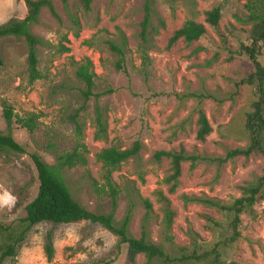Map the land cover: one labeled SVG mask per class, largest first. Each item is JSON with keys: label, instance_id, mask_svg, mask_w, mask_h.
I'll use <instances>...</instances> for the list:
<instances>
[{"label": "rangeland", "instance_id": "1", "mask_svg": "<svg viewBox=\"0 0 264 264\" xmlns=\"http://www.w3.org/2000/svg\"><path fill=\"white\" fill-rule=\"evenodd\" d=\"M61 22L47 9L32 32L46 42L38 47L41 79L31 83L28 69V46L23 39L8 37L0 41V132L7 130L4 105L20 116L36 114L38 126L33 134L14 128L15 139L29 153L40 155L48 164L56 163L57 155L71 151L76 145L72 117L85 126V143L89 149L87 168L64 172L74 199L89 211L108 214L112 211L109 195L95 190V180L104 186L101 164L95 154L102 148H129L134 142L144 145L141 161H129L115 172L113 178L121 187L133 185L143 198L153 203L150 225L152 241L161 244V212L153 195L170 174V162L157 163L153 154L159 150L178 151L183 147L188 156L198 157L182 164L180 186L169 196L177 218L173 226L174 243L189 247L198 240L205 250L221 243L223 264H264V200L251 214L242 215L240 237L230 242L232 215L202 203L185 204L182 196L210 198L231 204L242 196L241 187L254 181L264 171V155L237 157L222 163L228 151L246 146V115L257 100L253 86L244 83L253 72L249 60L239 55L242 43H248L250 25L245 23L246 0H152L165 19L167 29L156 38L147 51L145 62L138 38L145 0H92L86 12L78 0H68L69 11L81 23L80 37L60 0H53ZM220 7L222 19L218 30L208 27L210 39L188 46L180 41L171 50L167 42L172 33L186 21L205 24V12ZM27 14L24 0H0V25L22 20ZM120 31L128 38L127 74L118 73L115 57L108 49L109 41L120 44ZM65 38L70 40L68 43ZM91 40V46L84 42ZM71 49L61 52L62 46ZM197 48H202L196 53ZM90 59L97 75L93 95L76 72ZM260 61L264 66V45ZM209 93L214 99L199 102L184 99L189 94ZM102 94L100 98L96 95ZM101 106L108 124V140L97 141L96 103ZM203 110L212 132L205 142L197 139V119ZM144 175L145 183L139 178ZM37 173L28 155L0 152V226H11L25 216V207L38 193ZM107 190V189H106ZM129 199L122 193L116 214L118 221L128 212ZM145 210L138 205L133 213L131 233L140 236ZM204 216L216 224L208 223ZM190 231V232H189ZM52 241L53 255L47 244ZM3 239L0 236V245ZM117 237L103 227L81 221L54 225L42 223L29 232L19 246L17 255L4 264H145L143 255L133 256L127 246L118 251ZM194 264V263H187Z\"/></svg>", "mask_w": 264, "mask_h": 264}, {"label": "trees", "instance_id": "2", "mask_svg": "<svg viewBox=\"0 0 264 264\" xmlns=\"http://www.w3.org/2000/svg\"><path fill=\"white\" fill-rule=\"evenodd\" d=\"M64 9L70 16L74 26V37H80L81 23L77 16L69 11L68 0H60ZM86 12L92 10V0H78ZM245 8L248 12L245 23L250 25L247 32L248 43H242L239 55L246 57L252 64L253 72L248 75L244 83L253 86L256 90L257 100L252 104V111L246 115L245 129L249 135L246 146L238 147L228 151L222 163L233 160L237 157L250 158L255 154L264 155V66L260 61L264 45V0H246ZM27 14L22 20L12 19L4 25H0V41L8 37L23 39L28 46V69L29 79L33 83L41 79L39 71L38 47L46 45V42L34 35L32 27L40 23V15L47 9L50 15L61 22V17L56 11L53 0H24ZM222 19L220 7H215L205 12V24L194 20L186 21L179 29L174 31L168 39L166 49L171 50L178 42L182 41L188 46L200 42L203 39H210L208 27L218 30ZM167 29L165 19L154 7L152 0H145L143 6V17L139 24L138 38L141 42L140 50L145 62H149L147 51L154 46L157 37ZM120 44L109 41L108 49L115 57L113 63L118 73L127 74L126 51L128 49V38L120 31ZM68 43L70 40L65 38ZM91 46V40L84 42ZM61 52L70 53L71 49L62 46ZM202 48H197L199 53ZM76 75L80 82L86 86L84 95L89 98L93 95L95 79L97 77L94 64L86 59L79 65ZM102 94L96 95L100 98ZM184 99L194 98L199 102L214 99L213 95L205 92L202 94H189ZM96 131L94 138L97 141L108 140V124L104 118L101 106L96 103ZM3 117L7 125L5 132H0V152L17 155H28L34 164L38 178V193L33 201L25 207V216L15 224L5 227L0 226V236L3 239L0 245V264L13 259L17 255L19 246L25 241L29 232L35 226L42 223L54 225L73 224L81 221L97 224L117 237L118 251L127 246L133 256L143 255L146 258L145 264H223L221 255V243L215 245L211 250H205L198 240H192L189 247H178L174 243L173 226L177 218V210L174 209L169 196L175 195L182 176V164L191 161L192 169L196 167L198 157L188 156L186 150L181 147L178 151L159 150L154 152L153 160L161 163L163 160L170 162V174L163 179L162 184L167 187L164 191L157 188L153 195L156 203L160 206L161 212V244L152 241L150 236V225L154 215L153 203L148 198H143L140 190L133 185L121 187L115 182L113 175L119 171L121 166L129 161L138 163L141 161V152L144 145L140 141L134 142L129 148L119 149L114 146L102 148L95 154L96 162L101 164L103 170L104 186L101 189L94 180L96 191L109 195L112 203V211L108 214H97L89 211L76 199H74L70 187L64 177V172L71 171L78 167L87 168L89 164V149L85 143V126L78 121L77 116L72 117L75 124L76 145L71 151L63 152L56 157L54 165L48 164L40 155L29 153L27 148L20 144L14 137V128L25 129L33 134L38 126L36 114L20 116L14 110L4 105ZM197 139L205 142L207 136L212 132V127L206 113L201 109L197 119ZM141 182L145 183L144 175H139ZM107 189V190H106ZM242 196L231 204H224L219 200L210 198H197L195 196H182L185 204L202 203L206 206L217 208L232 215V235L230 242H235L240 237L239 227L242 223L243 214H251L255 205L264 200V171L254 181L246 183L241 187ZM125 193L130 205L125 217L118 221L116 214L119 206V196ZM138 205L145 210L141 223L140 236L137 238L131 233L133 213ZM210 224L216 222L209 216H204ZM190 232V231H189ZM47 252L50 258L53 255L52 241L49 239Z\"/></svg>", "mask_w": 264, "mask_h": 264}]
</instances>
